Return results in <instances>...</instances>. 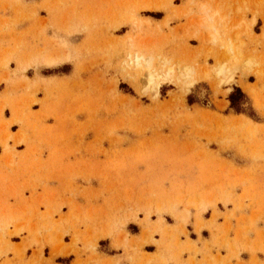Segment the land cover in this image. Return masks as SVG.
Returning <instances> with one entry per match:
<instances>
[{
  "label": "rangeland",
  "instance_id": "rangeland-1",
  "mask_svg": "<svg viewBox=\"0 0 264 264\" xmlns=\"http://www.w3.org/2000/svg\"><path fill=\"white\" fill-rule=\"evenodd\" d=\"M107 242L264 264V0H0V264Z\"/></svg>",
  "mask_w": 264,
  "mask_h": 264
},
{
  "label": "crops",
  "instance_id": "crops-1",
  "mask_svg": "<svg viewBox=\"0 0 264 264\" xmlns=\"http://www.w3.org/2000/svg\"><path fill=\"white\" fill-rule=\"evenodd\" d=\"M138 233L137 235H139ZM158 240V239H156ZM106 249L103 251H100L99 257H97V261L95 264H142L144 260H151L153 261L152 264H162L164 260H168L170 262L174 260L170 253H165L162 258L157 259L158 251L156 247L152 249H149L147 247L150 246H144L142 250L134 251L131 249H114L111 247V242H107L105 245ZM127 251V252H126ZM65 257V256H64ZM69 258V257H68ZM67 258V259H68ZM164 258V259H163ZM166 258V259H165ZM83 264H86V258L83 257ZM156 260V261H155ZM211 259L205 257L202 258L198 257L194 260V263H192V260H189V257L185 255L182 260L178 264H210ZM167 264H173L172 262ZM78 264L77 258H69L67 263H59L57 262V258L55 259L54 264Z\"/></svg>",
  "mask_w": 264,
  "mask_h": 264
},
{
  "label": "bare ground",
  "instance_id": "bare-ground-1",
  "mask_svg": "<svg viewBox=\"0 0 264 264\" xmlns=\"http://www.w3.org/2000/svg\"><path fill=\"white\" fill-rule=\"evenodd\" d=\"M141 59L137 56L136 57V59H135V57H134V62H135V65L137 66V67H139L140 65H141V61H140ZM147 61V60H146ZM146 63H148V65L150 64V61L148 62H146ZM146 63H144V64H146ZM148 65H146V66H148ZM145 66V65H144ZM150 66V65H149ZM147 73H148V75L150 76V78L151 79H149V80H152V77H153V75H155L156 76V74H154L153 72H151V71H147ZM149 76H148V78H149ZM158 76H160L159 74H158ZM157 76V77H158ZM162 76V75H161ZM156 77V78H157ZM164 77L165 78H167L165 75H164ZM230 77V76H229ZM229 77L227 78V79H229ZM146 78H147V76H146ZM162 78V77H161ZM227 79H226V81H227ZM155 80V79H154ZM148 81V80H147ZM151 83H152V81H150ZM148 84H149V82H148ZM151 85V84H150ZM153 85H154V83H153Z\"/></svg>",
  "mask_w": 264,
  "mask_h": 264
},
{
  "label": "trees",
  "instance_id": "trees-1",
  "mask_svg": "<svg viewBox=\"0 0 264 264\" xmlns=\"http://www.w3.org/2000/svg\"><path fill=\"white\" fill-rule=\"evenodd\" d=\"M241 96H243V95H241ZM230 100L232 102V107H234L238 112H241V109L239 107H236V101H235L234 95H232L230 97Z\"/></svg>",
  "mask_w": 264,
  "mask_h": 264
}]
</instances>
